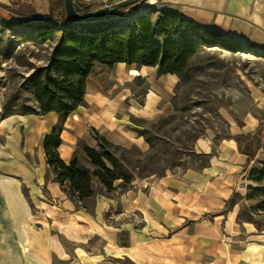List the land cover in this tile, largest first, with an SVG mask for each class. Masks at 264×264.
Instances as JSON below:
<instances>
[{"label": "crops", "instance_id": "1", "mask_svg": "<svg viewBox=\"0 0 264 264\" xmlns=\"http://www.w3.org/2000/svg\"><path fill=\"white\" fill-rule=\"evenodd\" d=\"M19 1L46 18L56 0ZM144 5L175 8L264 53V0ZM12 10L11 0H0V18ZM140 78L147 89L144 104L136 107L133 93ZM178 81L176 74H157V66L96 63L86 78L83 103L65 118L50 111L0 119V264H264V229L240 226L235 209L226 207L235 192H244L245 173L258 158V152L249 160L241 151L243 136L197 142L201 152L211 153L201 167L133 174L125 189L96 191L78 202L61 189L46 163L42 142L55 127L61 138L57 151L66 163L80 145L98 148L95 133L122 148L145 149L129 115L134 109L144 115L166 109Z\"/></svg>", "mask_w": 264, "mask_h": 264}, {"label": "trees", "instance_id": "2", "mask_svg": "<svg viewBox=\"0 0 264 264\" xmlns=\"http://www.w3.org/2000/svg\"><path fill=\"white\" fill-rule=\"evenodd\" d=\"M114 2L108 0V4H105L104 0H72L79 14H86ZM11 3V16L23 23H31L30 26L37 31L33 40L36 43L53 40L57 32L60 35L49 61L44 65L33 66V70L23 77L22 85L30 94V103L20 100L18 93L21 90L17 89L11 98L19 101L16 104H12V101L4 104L6 112L0 115V119L12 113L45 114L50 111L58 113L61 119L65 118L83 103L86 78L96 63L107 67L117 62L157 66L159 75L171 73L178 75L181 80H187L190 78V58L197 48L192 38L204 44L217 42L223 47L231 48L230 43L240 46L235 39L195 23L171 7L158 8L143 4V7L127 12L131 5H126L116 9L113 17L81 23L78 27L77 23L69 24L66 21L63 0L50 4L46 18L37 17L28 4L19 0H11ZM43 21L55 26L37 28ZM12 107L18 111H12ZM59 129L55 127L46 134L42 145L47 165L52 169L61 189L73 201H83L94 194L91 185L93 178L99 180L107 191L114 188L113 183L118 179L121 180V186L131 182L133 173L126 158L122 152L116 154L123 148L97 133V149L81 145L83 156L79 157L75 151L71 161L64 162L57 151L61 143ZM138 132L142 134V130ZM259 148L260 139L255 146L247 142L241 151L250 160ZM259 164L249 169V178L261 184L254 188L261 191L264 188V182H261L264 160L259 161Z\"/></svg>", "mask_w": 264, "mask_h": 264}, {"label": "rangeland", "instance_id": "3", "mask_svg": "<svg viewBox=\"0 0 264 264\" xmlns=\"http://www.w3.org/2000/svg\"><path fill=\"white\" fill-rule=\"evenodd\" d=\"M6 14L0 18V115L6 112L4 104L19 101L11 98L17 89L21 90L20 100L30 103V94L22 85L23 77L33 66L49 61L60 35L57 32L53 40L36 43L33 40L37 31L29 22L23 23ZM76 26L80 27L81 23ZM192 40L197 48L190 58V78L179 77L168 98V107L153 115L137 113L134 109L133 115H129L136 132L142 130L141 136L147 143L145 149L129 147L116 152L117 155L122 152L133 174L160 176L187 167H201L208 163L211 153L201 152L197 142L216 144L233 134L243 136L240 149L247 142L255 146L260 139L258 158L251 167L260 166L259 161L264 160V53L241 44L230 43L229 48L217 42L204 44ZM146 89L143 79L135 81L136 107L144 104ZM11 110L18 111L16 107ZM77 154L83 156L81 145ZM249 169L244 176V192H235L226 207L235 209L240 226L252 225L261 230L264 229V188L254 190L261 184L249 178ZM115 183L110 191L96 178L91 185L94 192L127 187Z\"/></svg>", "mask_w": 264, "mask_h": 264}, {"label": "water", "instance_id": "4", "mask_svg": "<svg viewBox=\"0 0 264 264\" xmlns=\"http://www.w3.org/2000/svg\"><path fill=\"white\" fill-rule=\"evenodd\" d=\"M63 3H64L66 21L69 24H75V23L92 22L100 19L113 17L115 15L114 11L116 9L126 5H131L126 10L127 12H130L132 10H135L136 8H140L143 4L146 3V0H118L112 4L106 5L102 8L96 9L86 14L77 13L73 7L72 0H63ZM54 26L55 25L51 22H43L39 24L37 28L39 29L53 28Z\"/></svg>", "mask_w": 264, "mask_h": 264}, {"label": "bare ground", "instance_id": "5", "mask_svg": "<svg viewBox=\"0 0 264 264\" xmlns=\"http://www.w3.org/2000/svg\"><path fill=\"white\" fill-rule=\"evenodd\" d=\"M147 2H150L151 0H146Z\"/></svg>", "mask_w": 264, "mask_h": 264}]
</instances>
